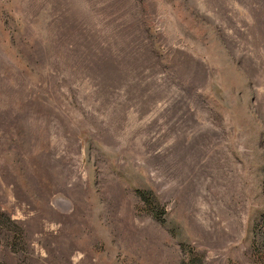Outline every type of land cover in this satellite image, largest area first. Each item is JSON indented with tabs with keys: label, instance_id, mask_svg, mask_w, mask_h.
I'll return each instance as SVG.
<instances>
[{
	"label": "rangeland",
	"instance_id": "374dc122",
	"mask_svg": "<svg viewBox=\"0 0 264 264\" xmlns=\"http://www.w3.org/2000/svg\"><path fill=\"white\" fill-rule=\"evenodd\" d=\"M188 263L264 264V0H0V264Z\"/></svg>",
	"mask_w": 264,
	"mask_h": 264
},
{
	"label": "trees",
	"instance_id": "16d2710c",
	"mask_svg": "<svg viewBox=\"0 0 264 264\" xmlns=\"http://www.w3.org/2000/svg\"><path fill=\"white\" fill-rule=\"evenodd\" d=\"M153 216H154L155 218H157V220H159L158 217H157L156 215H153ZM188 264H190V263H188Z\"/></svg>",
	"mask_w": 264,
	"mask_h": 264
}]
</instances>
